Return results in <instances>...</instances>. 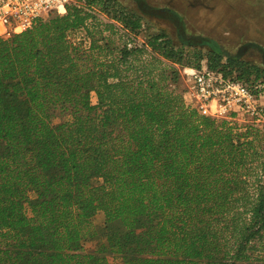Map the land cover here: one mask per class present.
<instances>
[{"label":"trees","instance_id":"1","mask_svg":"<svg viewBox=\"0 0 264 264\" xmlns=\"http://www.w3.org/2000/svg\"><path fill=\"white\" fill-rule=\"evenodd\" d=\"M147 29L117 0H72L0 39V264H264V124L202 116L176 88L202 63L264 83V51L139 43Z\"/></svg>","mask_w":264,"mask_h":264},{"label":"rangeland","instance_id":"2","mask_svg":"<svg viewBox=\"0 0 264 264\" xmlns=\"http://www.w3.org/2000/svg\"><path fill=\"white\" fill-rule=\"evenodd\" d=\"M123 6L139 15L148 26V29L138 36L141 43L147 33H154L164 30L176 44H180L181 39L187 40L189 36L176 35V29L172 25H182L187 34L194 38L192 43H202V37L214 39L221 48L233 55L238 48L247 42H252L264 51V0H148L151 4L158 6H169L173 9L165 17L145 16L143 12L130 0H120ZM121 2H119L121 4ZM192 4V5H190ZM81 36V35H79ZM201 36V37H200ZM182 37V38H181ZM84 45L88 44V39L82 35ZM189 41V39L187 40ZM201 50L207 47L200 45ZM248 46L246 51L240 56L241 60L251 62L262 68L261 50ZM181 70L179 68L176 88H182ZM91 100L96 102L95 94H91ZM96 226L103 223V214L98 212L93 217ZM93 242H86L85 248L92 249ZM109 264H122L119 258L107 255Z\"/></svg>","mask_w":264,"mask_h":264},{"label":"built area","instance_id":"3","mask_svg":"<svg viewBox=\"0 0 264 264\" xmlns=\"http://www.w3.org/2000/svg\"><path fill=\"white\" fill-rule=\"evenodd\" d=\"M72 0H0V39L30 30L50 13L63 15ZM182 88H178L186 106L198 114L239 124H264V83L248 84L221 72L183 67Z\"/></svg>","mask_w":264,"mask_h":264},{"label":"flooded vegetation","instance_id":"4","mask_svg":"<svg viewBox=\"0 0 264 264\" xmlns=\"http://www.w3.org/2000/svg\"><path fill=\"white\" fill-rule=\"evenodd\" d=\"M117 1L121 2L120 0H117ZM130 1H132V3L136 6V8L138 6V8L142 10V12L145 16H157V17L162 16V17H165L166 14L170 15L169 14L170 12H172L171 13L172 15H175L173 13L174 10L169 8V6H166V5L158 6L156 4H151L150 2H148V0H130ZM121 5H123L122 2H121ZM190 5H192V4H190ZM172 26L176 29V35L178 37H180L182 35L185 37L194 35V34H187V32L184 30V28L182 27V25L180 23H179V25L177 24V25H172ZM259 47H260V45H259ZM236 52H235V54H236ZM226 53L229 54L228 52H226ZM262 66H263V63H262Z\"/></svg>","mask_w":264,"mask_h":264}]
</instances>
